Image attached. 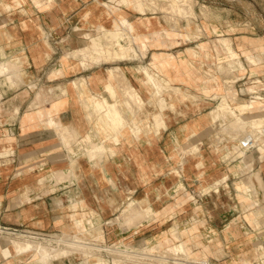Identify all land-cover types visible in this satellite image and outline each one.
<instances>
[{
    "label": "crops",
    "instance_id": "1",
    "mask_svg": "<svg viewBox=\"0 0 264 264\" xmlns=\"http://www.w3.org/2000/svg\"><path fill=\"white\" fill-rule=\"evenodd\" d=\"M110 1L0 0V226L77 232L73 238L60 235L55 239L92 246L81 240L89 238L86 232L92 233L93 227L99 229L122 208L125 214L134 215L131 210L139 200L140 207L151 204L159 210L164 245L184 241L189 253L206 251L204 254L212 259L239 264L243 258L257 259L258 251L248 250L246 233L249 224L259 223L252 210L264 209V205L251 204L253 198L246 201L230 184L213 186L217 178L225 182L239 175L229 170L218 175L211 170L204 185L211 188L205 191L194 185L199 176H204L201 169L171 170L174 163L180 165L186 146L211 143L208 136L201 135L216 124L212 111L219 81L200 73L194 61L177 59L175 68L164 69L163 60L179 57L174 47L167 46L165 30L140 23L147 17L152 21V17L138 16L136 9L131 11V6L120 1L119 11L136 23L135 33L140 34L137 42L134 32H130L132 38L128 35L129 41L127 37L121 41L137 46L144 39L146 47H138L142 55L137 58L134 52L127 56L113 53L109 58L106 52L95 50L87 34L97 36L102 24L114 26L116 14L106 4ZM96 43L102 46L99 35ZM231 44L234 47L233 41ZM244 45L247 49L253 46L248 42ZM256 45L264 48L259 41ZM205 47L201 49H210ZM191 53L199 54L197 50ZM209 53L207 59H211ZM142 66L154 71L161 82L168 78L179 86L175 99L170 101L167 85L160 90L154 86ZM122 69L126 77H122ZM14 70L21 72L19 85L10 74ZM260 76L264 78V72ZM220 77L227 92L232 74ZM126 78L132 85L125 83ZM134 89L143 102L131 98L129 91ZM157 114L164 118L165 125L157 126ZM137 122L143 132L139 136L128 133ZM115 128L121 133L119 141ZM87 140L93 143L87 145ZM98 142L102 145L94 148ZM93 149L99 151L96 156L89 154ZM263 163L261 160L258 168ZM261 174L264 178V167ZM196 216L201 221L198 230L188 226ZM259 218L264 221V212ZM154 223L151 218L143 219L133 234H145ZM175 226L179 238L174 236ZM202 227L209 231L201 233ZM212 229L218 230L217 249L211 245L213 240H208ZM126 232L118 228V235ZM8 237L6 232L0 233V264L84 262L82 255H68L67 249L55 254L48 249L47 254L40 252L42 255L27 260L24 252L29 250H19Z\"/></svg>",
    "mask_w": 264,
    "mask_h": 264
},
{
    "label": "rangeland",
    "instance_id": "2",
    "mask_svg": "<svg viewBox=\"0 0 264 264\" xmlns=\"http://www.w3.org/2000/svg\"><path fill=\"white\" fill-rule=\"evenodd\" d=\"M119 1L125 6H131V11L136 9L138 16H151L154 29L157 28L156 25H158L163 28V31L165 30V36H167V46L171 48L174 47V54L179 55V57H169L168 59L163 60L161 62V66L164 69L171 71L172 67L175 68V66L178 64L177 59L179 61L186 60L187 62L194 61L198 65V70L200 73H204L210 78H217L219 81V84L216 87L218 91L214 95L215 98H217V101L215 102L212 111V117L216 124H214V128L207 130L206 133L201 135V137L203 135L208 136L210 138L209 142L211 143L199 146H186L184 152L185 157L180 160V165H176L174 163L171 170L176 169V173H178L179 169L184 172L197 168L201 169L203 171L201 173H203L204 176H199L194 185L200 190L204 188L203 190L205 191H208L211 188V185L204 186L207 184L208 175L210 174L211 170H216V174L218 175L224 174L227 170L232 171L237 173L239 177L235 179L232 178L231 180H227L225 182H222V179L217 178L213 186L218 187L220 183L221 185L230 184L235 188H238L240 194L246 201H251L253 198L251 204H256L258 202L261 203L260 205H264V178L261 174V169L264 167V165H261L262 167L258 168L261 160H264V128L248 124H233V126L223 116L224 111L222 108H219L221 107L220 101H222L225 95H228L229 99H232V97L236 98L237 100L234 99V101L254 100L256 105H263L264 103V78L263 76H260V74L264 72V48L262 46L257 47L256 45L257 41H259V45H264V0H192V2L190 1L191 5L188 3L185 4L184 1L179 0L180 4L189 6L193 11L192 13L190 12L186 15L178 10L180 12L179 13L177 9L175 10V8H173V5L175 4L173 0H130L128 3H125L123 0H112L109 2L110 4H106L109 11L116 14L114 22L120 21L119 19L124 17L128 18L125 12L119 11ZM172 2L174 4H172ZM150 7L152 9H150ZM120 12L122 14H120ZM124 13L125 15H123ZM128 21L129 24H124L121 30H117L116 32L113 31V34L110 33L112 32V28L106 27L103 30L99 28L101 33L97 34V37H95L96 35H88L90 40L93 42L94 49L102 50L108 54L107 49L103 47V39L105 37H111L115 35L118 36L116 37L118 41H121V39H124L125 37H127L125 40L129 41L130 39L128 38V35H131L130 37L132 38V34H130L128 29L133 25L132 33H135L138 27L131 19ZM140 23L145 24L143 19L140 21ZM171 23H173V26ZM122 31L124 36H119L118 33L121 34ZM98 35L99 38L102 39L101 47H99L96 43V40H98ZM139 36L140 34L135 33L136 42L138 41L137 38H139ZM232 41L234 47L237 50H235L232 46ZM247 42L249 44H253L250 49L245 48L244 44ZM121 43L123 42L121 41ZM96 45L98 46V49H96ZM130 45L132 48L129 53L134 52V54L137 55V58H139L143 53L142 52L140 54L141 51L138 47H146L144 39H142L141 45ZM222 45L224 46L227 53L223 49ZM205 46H209L210 49H201ZM229 47H231V49H229ZM141 49L144 51L143 48ZM192 50H197L199 52L198 56L192 55ZM206 51L208 53L211 52L209 53V57L211 59H207L205 56L207 54ZM128 54L121 56H127ZM108 57L113 58L110 53L108 54ZM256 63L259 64L255 67L254 65H256ZM228 65L232 66L228 68ZM150 66H153L155 69L154 64ZM122 71V77H126L123 69ZM10 74L16 79V85H19L22 82L20 70H14ZM223 74H225L226 77H229L232 74V81L227 83V92L224 91L225 87L221 85L220 76ZM116 75L120 77L119 73ZM124 81L126 84L132 85L127 80V78ZM7 84L10 86H15L8 81ZM169 86V88L173 87V89H180L179 86L174 85L173 83H171ZM173 92L174 91L171 90L168 91L170 101L175 99L176 92ZM257 95H260V97L258 98ZM231 101H233V99ZM171 104L172 103H170L169 106L174 107V104ZM161 105L162 107L166 106V101L164 99L161 102ZM263 108L264 106L259 108V111L261 110L260 113H264ZM101 112L103 113V110ZM132 112L135 114V109ZM155 121L157 126L166 124L161 114L155 115ZM240 127H242L241 130H238ZM115 130L118 131L116 140L119 141L121 133L119 132V128H115ZM130 130L131 131L128 133H133L136 136H139L143 132V128L138 122L137 124H133ZM91 134L95 136L97 133L93 131ZM252 136L254 137V140ZM251 138L252 141L255 142L258 140L256 142L257 144L255 142L251 144L249 142ZM66 139L67 138L64 140L67 141ZM88 142L89 143L87 145H91L93 143L92 141ZM115 152L116 151L114 150V153ZM97 153H99V151L96 149H93L89 152L90 156H96ZM188 154L193 156L195 160L189 159ZM237 167L239 168L238 171ZM255 170H257L256 173L254 172ZM249 179L251 183H249ZM187 193L189 196H191L189 190ZM188 194L186 196H188ZM240 194L237 193L238 199H242ZM157 196V200H160L161 194L159 193ZM138 201L139 200L134 201V207L131 210V213L133 212L134 215L131 216L130 213L125 214L122 208L114 216V218L108 220V222L103 226H100L99 229L92 226V233L86 232L84 234L89 238H81L83 242H89L92 244V246L73 245L69 244L68 242H61L55 239L60 235L73 238L76 236V234H79L77 232L49 231L53 234L52 237L48 236L49 238L46 237L42 239L27 237L24 238L20 233H16L14 235L6 233V236H9V242H12V239L13 241L15 240L22 242L28 240L34 241V243L40 242L45 245L52 254H55L61 249H67L69 251L67 252L68 255L75 253L82 255L81 261L84 260L83 264H129L131 262L138 264L142 263L143 261V264H239L235 261L227 262L226 259H212L204 254L206 251H202V255L189 253L190 248L184 241L180 243L176 242L173 246L164 245L163 241L160 240L162 226L160 225L161 221L157 213L159 210H156L157 208H154L151 204L140 207ZM252 211L256 219L259 220V223L253 224L254 226L249 224L247 228L246 236L249 246L248 250L250 251L251 249L255 248L254 250L258 251L259 257L253 261L250 258H243L242 264H264V221H261L259 218L261 214H263L264 209L259 208L257 210L253 209ZM149 218L155 221L153 225L149 226L150 231L146 232L145 234L140 232L138 235H134V229L137 228V224L143 219ZM198 219V216H196V218L190 220L188 226L194 225V229L198 230V224H201V221H198ZM118 228H122L128 232L118 235ZM176 228L177 226H175V229ZM1 229L4 228L0 226V230ZM207 230L208 229H205V227H202L200 232L206 233L209 231ZM81 235L83 234L81 233ZM145 236L147 238H145ZM174 236L175 238L180 237L179 230L176 229L174 231ZM203 236H205V234H203ZM218 237V230L212 229L211 236L208 237V240H213L211 241V245L216 247V249L218 248V246H216ZM203 248L204 247L201 249ZM205 248L208 249V246H205ZM119 250H122V252ZM134 251H136V253ZM130 252L132 254H130ZM24 254H26L25 259L30 260L34 256L37 257L36 254L41 253L36 248H33L24 252ZM126 254H129L128 256L130 258H128ZM136 254H138L139 257L138 255L136 256ZM124 255H126L127 258ZM141 255L143 257L140 258ZM63 256L64 255L53 256L50 261H52L54 258H60ZM131 257L133 258L131 259ZM135 258L137 260L140 258V261H137Z\"/></svg>",
    "mask_w": 264,
    "mask_h": 264
},
{
    "label": "bare ground",
    "instance_id": "3",
    "mask_svg": "<svg viewBox=\"0 0 264 264\" xmlns=\"http://www.w3.org/2000/svg\"><path fill=\"white\" fill-rule=\"evenodd\" d=\"M125 3H128L130 0H123ZM144 1V0H143ZM154 1H156V0H154ZM178 1V2H177ZM182 1H184L185 2V4L186 3H188V4H190V1L192 2V0H182ZM181 1V2H182ZM163 2V1H162ZM173 2H175V4L173 3ZM173 2H172V4H174L173 5V8H175V10L177 9V11L179 10L181 13H184L185 15L186 14H189L190 12L192 13L193 11H192V9L189 7V6H187V5H182V4H180L179 3V0H173ZM138 3V2H137ZM140 4V3H139ZM171 4V5H172ZM191 5V4H190ZM135 6V5H134ZM138 6V5H137ZM139 7V6H138ZM171 8V7H170ZM172 8V9H173ZM203 8V7H202ZM149 9V8H148ZM150 9H152L151 7H150ZM146 10H147V7H146ZM174 10V11H175ZM174 11H172V12H174ZM178 11V12H179ZM179 12V13H180ZM120 14H122L121 12H120ZM119 15V14H118ZM123 15H125V14H123ZM120 16H122V15H120ZM123 19V20H122ZM122 19H119L120 21H115L114 22V26L112 27V29H111V31L112 32H110V33H112L113 34V31H119V30H121V28H122V26L124 25V24H126V23H128L129 24V19L128 18H126V17H124V18H122ZM176 19V18H175ZM115 20V19H114ZM117 20V19H116ZM144 22H145V24H148V25H150V24H152V21H151V19L149 18V17H147V19L146 20H144ZM132 24V23H131ZM130 24V25H131ZM172 24V26H173V23H171ZM125 27V26H124ZM94 28V27H93ZM98 28H100V29H105L106 28V26L105 25H99V27ZM124 30V29H123ZM125 30H126V28H125ZM124 30V31H125ZM132 30H133V25H132V27H130L129 29H128V31L129 32H132ZM127 31V32H128ZM107 32V31H106ZM105 32V33H106ZM121 32V31H120ZM104 34V33H103ZM119 34V36L121 35V36H124V34H123V31H122V33L120 34V33H118ZM87 35H90L89 33L87 34ZM117 35V34H116ZM92 36V35H91ZM90 36V37H91ZM95 37H97V36H95ZM116 37H118V36H111V37H103L104 39H103V41H104V44H103V47L105 48V49H107V52H108V54L110 53L111 54V56L113 55V53L114 54H116V55H118V56H121V55H124V54H128L129 53V51L131 50V48H132V46L131 45H125V44H123V43H121V41H118L117 39H116ZM97 39V38H96ZM102 40V39H101ZM133 43V42H132ZM132 45H134V44H132ZM95 47H97L96 49H98V46L96 45ZM102 47V48H103ZM134 50H135V47H134ZM135 53H136V50H135ZM138 54V53H137ZM0 67H1V64H0ZM6 68L8 69V70H10V66L8 65V64H6ZM142 68H143V70H144V72L148 75V78H149V81H151L152 83H153V85L154 86H156L159 90L164 86V85H167V86H169L170 84H171V81H170V79H166L165 80V83H163V82H161V80L159 79V77L156 75V73L154 72V71H152L149 67H147V66H142ZM170 87V86H169ZM172 87V86H171ZM169 90H172V91H174V92H179L180 91V89H173V87L172 88H169ZM129 94H130V96H131V98H133V99H135L137 102H139V103H141V102H143V99L141 98V96L139 95V93L134 89V90H132V91H129ZM234 97H236V96H234ZM232 99H233V101H234V99H236V98H233L232 97ZM232 99H229V97L227 96V95H225V97L222 99V101H220L221 103H220V105H221V107H219V108H222V110L224 111V117H225V119H227L228 121H229V123H231L232 125L234 124H248V125H253V126H260V127H262V126H264V113H260V111H259V107H257V105H255V103L254 102H247V101H231ZM237 100V99H236ZM174 103H172L171 105H173ZM221 110V111H222ZM246 114V115H245ZM227 121V122H228ZM228 123V124H229ZM233 125V126H234ZM239 126V125H238ZM238 128V127H237ZM241 128L242 127H240L238 130H241ZM250 133H252V132H250ZM255 133V132H254ZM257 134V133H256ZM252 135H254V134H252ZM250 136V135H249ZM253 137V136H252ZM256 138V137H255ZM257 139V138H256ZM253 140H254V137H253ZM258 141V140H257ZM256 141V142H257ZM251 144H253L255 141H252V138L250 139V141H249ZM255 142V143H256ZM259 143V142H258ZM257 144V143H256ZM102 144H101V142H98L97 144H95V146H93L94 148H99L100 146H101ZM249 145V144H248ZM85 147V146H84ZM88 149H89V147H87ZM79 149V148H78ZM77 151V150H76ZM244 152V151H243ZM249 163V162H248ZM247 163V164H248ZM249 165V164H248ZM249 177V176H248ZM247 177V178H248ZM259 178H260V175H259ZM253 182V181H252ZM249 183H251L250 182V179H249ZM252 185V184H251ZM1 230H3V229H1ZM11 233V232H10ZM13 234H16V233H14V232H12ZM52 235L53 234H51L49 237H52ZM47 236H44V237H42V238H46ZM48 237V238H49ZM12 243H14L15 244V246L19 249V250H31V249H33V248H36L38 251H40V252H43V254H47L48 253V249L46 248V246L45 245H43L42 243H34V241H30V240H28V241H24V242H22V241H13V239H12ZM126 250V249H125ZM120 252H122V250H119ZM132 251V250H131ZM142 251V250H141ZM119 252V253H120ZM135 253H136V251H134ZM144 252V251H143ZM143 252H141V253H143ZM125 253V252H124ZM129 253V252H128ZM138 253V252H137ZM140 253V254H141ZM147 253V252H146ZM130 254H132L131 252H130ZM134 254V253H133ZM148 254V253H147ZM127 255V254H126ZM126 255H124V256H126ZM129 255V254H128ZM127 255V256H128ZM138 254H136V256H137ZM150 255V254H149ZM127 256H126V258H127ZM132 256V255H131ZM147 256V255H146ZM134 257H135V255H134ZM138 257H139V255H138ZM141 257H143L142 255L140 256V258ZM167 257V256H166ZM165 257V258H166ZM128 258H130L129 256H128ZM133 257H131V259H132ZM140 258H138V260L140 259ZM148 258V257H147ZM163 258V257H162ZM168 258V257H167ZM130 259V260H131ZM136 259V258H135ZM145 259V258H144ZM157 259H159V258H157ZM172 259V258H171ZM176 259V258H175ZM137 260V259H136ZM137 260V261H138ZM143 260V259H142ZM141 260V261H142ZM166 260V259H165ZM164 260V261H165ZM135 261V260H134ZM140 261V260H139ZM147 261V260H146ZM162 261H163V259H162ZM168 261V260H167ZM166 261V262H167ZM178 261V260H177ZM176 261V262H177ZM155 262V261H154ZM175 262V263H176ZM179 262V261H178ZM144 263V261L142 262V263H138V264H143ZM147 263V262H146ZM180 263V262H179ZM133 264H134V262H133ZM135 264H137V263H135ZM156 264V263H155ZM159 264V263H158ZM208 264V263H207ZM209 264H211V263H209Z\"/></svg>",
    "mask_w": 264,
    "mask_h": 264
},
{
    "label": "built area",
    "instance_id": "4",
    "mask_svg": "<svg viewBox=\"0 0 264 264\" xmlns=\"http://www.w3.org/2000/svg\"><path fill=\"white\" fill-rule=\"evenodd\" d=\"M3 230H0V233L6 232L9 234L14 233H20L22 237L24 238H35V239H42L44 236H50L52 233L40 231V230H34L27 227H3ZM11 232V233H10ZM14 235V234H13Z\"/></svg>",
    "mask_w": 264,
    "mask_h": 264
}]
</instances>
